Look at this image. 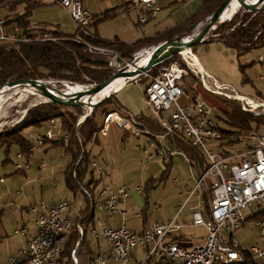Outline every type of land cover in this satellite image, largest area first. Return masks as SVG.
I'll use <instances>...</instances> for the list:
<instances>
[{
	"label": "built area",
	"instance_id": "1",
	"mask_svg": "<svg viewBox=\"0 0 264 264\" xmlns=\"http://www.w3.org/2000/svg\"><path fill=\"white\" fill-rule=\"evenodd\" d=\"M52 2L58 3L67 10L70 20L76 26L75 32L78 34L76 39L83 43L85 51L96 56H102L112 72L129 71L127 69L133 72L138 69H133L130 63L125 62L115 50L96 46L90 41L81 39V35H87V27L93 22V14L89 9L81 6L80 0H53ZM127 5L137 13L139 21L144 22L147 19L146 16L155 15L158 10L156 0H135ZM48 38L47 35L43 34L41 40ZM6 39L17 40L0 30V40ZM152 50L149 53V50L144 53L151 55ZM160 62L154 61L150 69L140 70L137 76L147 78V82L144 83L143 98L152 111L154 115L152 116L163 129V134L159 136L164 138L169 133L184 136L195 149L201 150L205 162L208 163V168L204 173H201L194 189L205 186L210 175L216 177L214 181L209 180L207 187L211 191V199L209 200L210 220L204 219L200 214L201 212L191 214L192 226H203L206 229V238L202 243L189 247H183L176 243L173 237L181 231L182 227L176 217L155 223L142 232H130L121 226L118 229H102L99 233L96 232V227H93L88 230L91 237L105 239L109 245L108 256L104 257L99 254L94 256L95 264H131L128 257L138 247L144 248L146 255L142 261L134 264H264V248L253 246L247 250L231 240L232 233L241 225H246L249 222V219H246L241 213L242 210L254 204L257 207H264V133L249 132L246 137H240L239 142L233 146L224 145L220 147L224 140L221 141L222 135L216 129V123L210 118L212 113L210 105L200 101V99L188 105H179L180 95L183 94L184 90L178 82L185 74L187 75L188 70L184 66L172 62L164 67H159L158 63L160 64ZM185 62L188 64V69L192 73L195 72L191 69L193 63L190 64L187 60ZM124 64H126L125 67ZM143 64L145 65V63ZM153 67H155V73L151 71ZM262 67V73L257 79L260 81H264V65ZM197 70L199 71V69ZM48 82L44 83L47 84ZM66 84L68 83L66 82ZM88 85L91 84L84 86L85 89ZM216 89V93L224 95L228 99H239L240 102L244 103L243 107L245 108L264 107V102L258 103L253 98L246 99L240 95L234 96L232 92L226 91L225 86L220 88L216 86ZM168 111L167 119H162L160 112ZM110 124L117 125L124 131L133 132L134 135L138 134L131 125V120L121 117L117 112L107 113L101 131H104L105 126ZM48 127L50 129L44 138L41 136L36 138L37 144H41L42 139L48 140L50 138L52 140L54 137L56 138L57 134L53 131L54 129L57 130L54 120H49ZM231 140L235 141V138L233 137ZM152 145L153 143H150V146ZM35 147V144L30 146L29 152L34 151ZM144 151L147 152L150 159L148 151ZM162 153L165 155V159H169L179 152L169 149ZM21 155L20 153L15 155L17 161L13 167L17 171H24L30 166L29 161H23ZM96 163L93 161L91 166L96 169L97 173L101 174L102 170ZM129 193V188L126 186H121L115 192L109 191V188L104 186L100 190L99 196L106 195L105 199H94L91 206L111 214L117 213L119 211L118 203L124 202ZM68 209H70V203L67 201L56 203L50 207L41 201L32 206L31 211L35 214L36 219L34 221L37 230L33 236H29L27 244L20 250L18 249L13 257L6 259L4 264L22 262L25 264H59L58 257L62 251L60 245L66 231L71 227L69 216L65 215ZM252 220L255 226L262 229L264 239V218L257 219L252 215ZM97 223L99 226L101 225L98 219ZM78 230L80 233L82 228L79 226ZM16 231L18 233L23 232ZM224 234H229L227 239Z\"/></svg>",
	"mask_w": 264,
	"mask_h": 264
},
{
	"label": "trees",
	"instance_id": "2",
	"mask_svg": "<svg viewBox=\"0 0 264 264\" xmlns=\"http://www.w3.org/2000/svg\"><path fill=\"white\" fill-rule=\"evenodd\" d=\"M21 1L24 2L21 12L14 10L19 0H6L4 2L5 9L8 12L5 15L3 24L12 28L13 34L11 36H14L17 40L0 41V86L6 85L9 81L25 78L27 80L47 81L53 79L66 81L70 84L80 83V85H85L92 83L96 85L113 76L114 72L108 67L107 61L102 56H96L84 50L83 43L76 39L78 35L76 32H73L72 35H65L60 31L50 32V34L46 32L50 37L41 40L40 35L43 32L45 33L48 27L28 22L33 8L40 6V4L32 1ZM224 1L201 0L200 8L174 27L166 28L162 33L156 32L151 37H140L134 42H123L118 37L106 40L96 32L88 33L87 31V35H81V39L90 41L96 46L113 49L120 56L130 58L143 46L149 47L165 42L170 38L185 35L200 22L208 20ZM241 10L234 13L230 21L218 24L212 32L213 37L203 41V44L208 41L222 42L225 47L233 48L238 57L245 55L246 52H253L264 47L263 8L259 9L257 13L246 11L241 14ZM116 15H118L117 8H112L98 16H93V22L90 25L97 26L98 23L110 20ZM51 35L57 40L53 41ZM193 49H195L194 46ZM171 59L166 60L163 65L168 64ZM250 64L239 63L237 66L242 75L243 83H246L249 79L248 76H245V73L246 66ZM188 76L193 78L194 75ZM188 87V89L192 88L191 85H188ZM184 89L187 88L184 87ZM31 105L33 106L26 107V112H24L18 123L4 129L3 132L0 131V148L4 150V163H11L12 160L9 158L8 153L12 146H16L17 153L24 156L33 144L22 134L24 127L36 128L43 124L48 125L51 119L58 123L62 134L59 138L51 141L55 147L63 150L62 154L68 156V162L64 165L63 181L74 195H81L86 203V209H83L84 217L75 219L67 233V240L62 244L63 249L59 260L60 263L64 261L65 264H68L71 261L74 244L78 239H80V243L83 242L87 234V226L92 222L93 212L89 211V205L92 204L93 191L99 180L95 178V171L90 165L94 160L91 150L94 145L99 144L97 138L101 134L104 117L107 113L121 110V105L117 99L113 98V95L103 98L99 104L93 105L88 114L84 112L85 110L80 103L67 106L56 104L53 101L35 100ZM111 106L113 107L111 108ZM225 107L227 110H223L225 119H222V121L232 129L227 130L216 125V129L222 135L221 141L224 140L223 144L225 146L228 147L233 144L234 141L231 140L233 137L238 138L240 135L243 136L249 132L264 133V114L256 116L252 112H245L240 107L239 102L235 100L225 102ZM134 117L139 122L137 124L139 129H148L153 134L163 132L160 124L149 117L147 118L145 115H141V118L140 115ZM79 118H83V120L78 122ZM166 138H171L178 150H183L191 160L197 162L198 176L206 171L208 163L205 162L201 150L195 149L187 138L174 133H169ZM210 199L211 191L207 188L203 202L208 220H210ZM255 217L264 218V211L256 213ZM79 225L82 226V235L80 236L77 233ZM173 240L178 241L179 244L182 242V239L178 236L173 237Z\"/></svg>",
	"mask_w": 264,
	"mask_h": 264
},
{
	"label": "crops",
	"instance_id": "3",
	"mask_svg": "<svg viewBox=\"0 0 264 264\" xmlns=\"http://www.w3.org/2000/svg\"><path fill=\"white\" fill-rule=\"evenodd\" d=\"M5 1L6 0H0V20H4L5 15L8 12L5 9ZM25 1L37 2L40 4V6L33 8L28 20L29 23L42 26L49 25L54 30L60 31L65 35H72L76 30L75 23L70 20L67 10L61 7L58 3H53V0ZM133 1L135 0H117L116 3L120 4V6L116 4L112 7L117 8L118 15L115 17L120 15V10L135 14L127 5V3H132ZM80 2L82 4L81 6L89 9L93 16H98L105 12L96 13L100 9L97 5V0H80ZM156 4H158L157 6L159 7L161 6V4L158 3V0H156ZM21 5L24 7V2L19 0L16 7H14V10ZM157 16V13L156 15L148 16L147 22L151 21L152 18L156 19ZM113 18L114 17L111 19ZM138 24H135V26H138ZM97 26H88L90 30L87 32H96L100 37L105 38L97 32ZM155 27V25H152L145 30L149 35L145 36V34H139L138 32V35H133L129 39L120 40L123 42H134L140 37H151V35H153L152 29ZM93 28L94 30L91 31ZM114 37H118V35L115 34L113 38ZM105 39L108 40L107 38ZM194 57L196 58V56ZM114 97L117 98L125 110H129L127 112L134 116L145 109L144 100L138 98V88L131 83H127V85L119 89ZM133 127L138 133L137 135H134V133L130 131H123L121 127L117 125L105 126V130L102 131L97 138L99 139L101 150L94 156V158H96V164L102 170V173L99 176H96L95 173V178L99 180V182L96 184L95 190L93 191L94 195L91 203H93L94 199H105L106 195L103 197L99 196L100 190H102L104 186H107L111 192H115L121 186H126L129 188L130 193L124 202L122 201L118 203L119 211L115 214L102 211V215L106 214L110 219H112L113 216L116 218L115 223H112V225L108 227L111 229H117L120 226H124L128 231L142 232V230H145L155 223L176 217L177 221L182 224L181 231L176 234L178 238L182 239V242L180 243L185 245L184 247L202 243L206 238V229L203 226H192L191 215L192 213L201 212L200 214L204 219L208 220L205 215V205L203 202V200H205V190H203V188H197L195 191L194 189L197 184L194 183V180L199 178L197 174V162L191 160L183 150H178L175 142L171 138L167 139L166 137H160L159 135L161 132L153 136L152 134H148L146 130L139 129L138 126L133 125ZM49 129L50 128L47 125L45 131L48 132ZM39 134L41 133H38L35 139ZM130 136L135 138L137 142L131 141L129 146H127ZM34 141L30 142L33 143ZM43 142V144H36L34 151L29 152L28 150V152L24 154L23 161H29L30 164V166L24 171H17L14 169L13 161H11V163H4V150L0 148V264H4L6 259L14 256L19 248L26 245L28 235H32L36 232V224L34 221L35 216L31 212V207L39 204V202H44L46 206H52L56 203L58 204L65 201L69 202L71 208L66 211L65 215L69 214L71 216V214L75 212L73 215L74 217L71 218L69 216L72 224L75 222V219H82L84 217L83 209H86L84 199L79 194L74 195L65 185V181H63L64 165L68 162V156L62 154L63 150L55 147L51 140H44ZM150 143H153V145L150 146ZM133 147H136V149ZM51 149L59 150L60 152L58 154H55L54 152L48 153ZM169 149H174L179 153L176 155L174 154L169 157V159H165V155L162 152ZM144 150L148 151L150 159L148 158L147 152ZM16 154L17 153H15V155ZM47 154L50 155L51 158L48 165L45 164L44 160V158L47 157ZM63 158L67 159L64 164L61 162ZM143 158L163 170V175L170 174L175 167L176 170H180L184 164L189 169V174L187 175L188 178L185 179L184 176L180 175L181 182H179V186H176L173 182H167V180L163 182L161 180L162 177L160 180H156L152 177L149 179L146 178L145 180L144 175L143 178L145 181L143 187L140 184H133L131 186L126 180L129 176L134 175L136 170L142 168L141 162L143 161ZM174 181H176V178ZM195 182H197V180ZM136 199H150L155 200L154 202L159 200L164 204L172 202L173 206L170 208L172 210L171 214L166 215L167 212L164 211V214H162L163 217L159 222H148L146 219H143V212L139 214H137V212L135 213L136 210L133 208V205H135L134 207L137 210H142L141 208H138L139 206L136 204ZM138 204L141 205L140 202ZM89 206V211L93 212V216L92 222L87 226V230H90L94 223V212L96 210L91 204ZM133 212L136 214L135 216L137 218L141 217V220L136 221V219L131 218L130 216L133 215ZM101 216L96 218L100 219ZM79 226L82 228L81 225ZM16 230L23 232L18 233ZM175 242L178 243L176 240ZM79 243L80 239L74 244L75 248L70 261L71 264H95L94 256L97 254L103 255L104 257L108 256L109 248L108 245H106V241L103 239L101 241L98 238L93 239L92 248L90 245L91 242L87 239L86 234L83 242L78 245ZM76 252L77 255H75ZM144 255H146V250L138 247L133 250L128 258H130V263L134 264L138 261H142L145 258ZM60 264L65 263L62 261Z\"/></svg>",
	"mask_w": 264,
	"mask_h": 264
},
{
	"label": "rangeland",
	"instance_id": "4",
	"mask_svg": "<svg viewBox=\"0 0 264 264\" xmlns=\"http://www.w3.org/2000/svg\"><path fill=\"white\" fill-rule=\"evenodd\" d=\"M177 1H181V0H158V3L161 4L160 7L158 6V8H159V10H157L158 12L156 11L158 16L156 17V19L152 18L151 21H149V22H147V19H148L147 16H146L147 19L145 20V22L139 21V19L137 18L136 12H134L135 14H133V13H128L126 11L120 10V15L118 17H114L113 19L107 20V21L104 20L101 23H99L97 26V32H99L102 36H104L108 40H112V38L115 34L118 35V39L124 40V39H129L133 35H138V32H139V34H145V36L149 35V34H147V32L145 30L148 29L149 27H151L152 25H155L156 27L154 29H152V34H154V32L155 33L156 32L162 33L164 31V29L172 28L175 25H177V23L181 22L182 20H185L187 18V16L190 15V13L196 11L200 7V3H199L200 0H184L181 2H177ZM244 1H246L247 3H250V4H253L256 2L253 0H244ZM258 1H259V8H256L255 10H250L249 8L243 7V8H239L238 11L243 9V10H241L242 11L241 14H243V12H246V11L257 13V11H259V9L263 8V10H264V2L260 1V0H258ZM116 2H117V0H97V3H98L97 5L99 6L100 9L96 13L98 14V12H103V11L111 9L112 7H114V5L117 4ZM230 2H231L230 6H234L237 3L236 0H231ZM117 5L120 6V4H117ZM22 6L23 5L17 7V9H16L17 12L18 11L21 12ZM233 14H232V16H233ZM232 16H231V18H232ZM230 19L221 20V17L218 18L217 21L215 22V24L211 27V29H209V31L205 34L204 41L209 39V37H213L212 32H213V30H215V27H217L218 24H220L222 22L226 23V22L230 21ZM0 21H1L0 30L2 32L3 31L6 32V34L9 35V37L15 38L14 36H11L13 34L12 28L4 26V24H3L4 20H0ZM209 21H210V18L208 20H204L203 22H200L198 25L193 27L191 29V31H189L185 35L182 34V35H179L178 38H172V39L170 38L168 40H171V41L182 40L184 43H191V41H194L196 38H198V36L200 35V33L203 30L202 28H204V26ZM138 23H140V24H138ZM90 24H92V23H90ZM135 24H138V26L136 25L137 26L136 27ZM45 26H47L48 28H47V31H45V33L43 32L40 35L41 38H43V34L47 35V33L50 34V32L51 33L52 32H58L57 30H54L53 28H51L49 25H45ZM88 30H90V29L87 27V31ZM93 30H94V28L91 31H93ZM47 36L50 37V35H47ZM52 39H53V41L57 40V39L53 38V36H52ZM6 40H10V39H6ZM6 40H0V41H6ZM168 40H165V41H168ZM161 43H163V42H161ZM161 43H159V44L157 43L156 45H152L149 47L143 46L137 52H135L133 54V56H131L130 58H124L122 56H121V58L124 59L125 62L130 63V65H131V63H132V65H134V63H136L135 61H138L141 56H147L148 55V54L146 55L144 52L149 50L148 51V53H149L152 50V48L161 45ZM194 48L195 49H193V46H192V48L189 49L191 55L196 56L197 60L194 56H193V58L198 62L196 66L193 64L194 66H192V68H191L192 70H195V72H193V73L188 69V67H187L188 64L185 62V60H187V62H189L190 64H192L193 61L189 57H188V59L184 60L185 57L182 56L181 49L176 54H174L172 56L169 55L166 58H162V57H158V55H157L154 57L155 58L154 60L151 59V61H153V62L154 61H157V62L161 61L160 64L158 63V66L162 67V66H164L163 63L166 62V60L172 58L169 61V63L166 65H169L171 62L177 63V64L184 66L186 68V70H188L187 75L185 74L182 77L183 79H181L178 82L179 86L181 85V86L187 88L186 89L187 91L184 89V93L181 94V97L179 100V105H184V104L188 105L194 100V98H200V100L202 102L209 104L210 107L212 108V113L210 116L212 121L215 122L218 127H220V128L222 127V128L227 129V130L232 129V128L228 127L224 121H222V119H225V114H224L223 110H225V111L227 110V108L225 107V102H227V101H234L235 100V101L239 102L240 107L242 108L243 111L252 112L256 116L264 114V107L263 106H260L259 108H256V109L250 108V107L245 108V107H243L244 103L240 102L239 99H237V98L228 99V98H226V96L221 95V94L219 95L218 93H216V91H217L216 86L219 88L225 86L226 91L232 92V94H234V96L240 95V96L245 97L246 99L253 98V100L258 102V103L264 102V81L257 80L259 75L262 73V70H263L262 65H264V47H261L258 50L253 51V52H251V51L246 52L245 55H243L241 57H238L237 54H235L236 51L233 48L230 49V48L225 47V45L222 42L208 41V42H205L203 44V41H202L199 44L198 43L195 44ZM139 52H141L140 53L141 55L139 54L138 56H135L136 53H139ZM158 58H160V59H158ZM239 63L240 64L251 63L250 65L246 66L247 69H246L245 76H248V78H249L248 80L246 79L247 80L246 83H243L242 75L239 71V68H237ZM123 66L125 67L126 64H124ZM198 66H200V69H199L200 73L197 70ZM127 70L130 71V69H127ZM118 71L123 72L122 70H118ZM151 71H152V73H155L156 72L155 67H153V69H151ZM113 72L115 73L117 71H113ZM133 72L135 73L134 78L133 77L131 78L130 76L129 77L128 76L127 77L121 76V77L124 79L126 78V82H124L123 85L125 86V85H127V83H131L133 86L137 87L138 88V98H140V100H144L145 109H143V111H141V113H139L137 115L138 116L140 115V118H141V115H145V116H147V118L149 117L151 120H153L154 122L157 123V120L154 119V117H153L154 115L152 114V111H150L149 106H147V103L145 102V98H143V95H144L143 88H144V83L147 82V78L145 76L138 77L137 76L138 73L136 72V70ZM138 72H140V71H138ZM188 75H191V76L194 75V76H193V78H191ZM47 81H49L47 86L52 91L54 90L55 93L66 94V96H69V97L71 96V94H73L70 91V88L74 87L75 85H78L79 88H81V90L84 91V90H86L85 89L86 87H84V86L89 84V83H87L85 85H80V83H74V84L68 83V84H66V82H62L61 80L57 81V80H53V79L47 80ZM47 81H44V82H47ZM90 84L93 85L92 83H90ZM188 85L189 86L191 85L192 88L188 89L189 88ZM118 90L119 89H116V90H114V92L113 91L110 92L108 96L103 95L101 98L97 99L98 101L96 103H94L90 99H88L93 94L87 95L85 103L80 98L78 99V101L83 106V109L85 110L84 112L88 114V112L93 108L92 106L99 104L103 98H108L112 95H113V98H115L114 97L115 93ZM45 99L46 98L43 97V95L40 93L39 90H37L35 88L34 89L29 88V87H27V85H24V84L14 85L13 87L9 88L7 92L2 93V95H0V131L3 132L4 129H7L10 126L18 123L22 119V115L24 114V112H26V107L33 106V105H31L33 101H35V100L45 101ZM61 99H66V98H61ZM87 99H88V101H87ZM115 99H117V98H115ZM112 107L113 106H111V108ZM120 108H121V110L117 111V113L119 115H121V117H123L127 120L128 119L131 120V123H132L131 125L138 126L137 124L139 122H137L136 117H134L133 114H130L129 112H127L129 110H125L123 106H121ZM168 113H169V111L168 112H162V113L160 112V117L162 119H167ZM82 120H83V118H79L78 122H80ZM54 122H55V120H54ZM103 123H104V119H103ZM115 123H111V124H115ZM55 124H56L57 130H55V129L54 130L52 129V130L55 132V134H57L56 138H59L61 136L62 132L58 126V123L55 122ZM110 125H106V126H110ZM46 126H47L46 124L40 125L36 128L26 126L23 128L22 134L25 137H27L28 140H30V141H34V139L38 133H41L38 136H41L42 138H44V136L46 134V131H45ZM48 126H49V123H48ZM102 128H103V126H102ZM144 130H146V132L148 134H152L153 136L155 134L156 135L159 134V132L153 134L152 132L148 131V129H144ZM101 133H102V131H101ZM161 134H163V132ZM247 135L248 134L243 135V136L240 135L238 138L235 137V141L233 142V144L231 146H233L236 142H239L240 137L244 138ZM56 138L54 137L53 139H56ZM44 140H46V139H42L41 144L44 143L43 142ZM49 140H51V139L49 138L47 141H49ZM35 141H36V139H35ZM131 141L137 142V140L135 138L130 136L129 140L127 142V146H129ZM34 142H33V144H34ZM36 144H37V142H35V145ZM104 146H105V144H104ZM222 146H224L223 143L220 147H222ZM133 148L136 149V147H133ZM100 150H101L100 144L97 146L94 145L92 147L91 153H93L95 156L98 154V152ZM50 152H54L55 154H58L60 151L55 150V149H51L48 153H50ZM15 153H17L16 146H12L10 148V152L8 153V156L14 163H15V161H17L16 156H14ZM23 159H24V156H23ZM50 159H51L50 155L47 154V157L44 158L45 164L48 165L50 162ZM66 160H67L66 158H63V160H61V162L64 164L66 162ZM93 161L97 162L96 158H94ZM141 164H142V168L136 170L134 172V175L129 176L127 178L126 181H127V183H129V185L132 186L133 184H136V185L140 184L143 187L144 181L146 180V178L149 179L150 177H152L156 180H160V178L162 177L161 180L163 182L167 180V182H173V184H175L176 186H179V184H180L179 182H181L180 175L184 176L185 179L188 178L187 175L189 174V169L184 164L180 168V170H178V169L176 170V167L173 168L172 172L168 175L167 174L163 175V170L159 169V167L156 166L155 164L149 163L144 158H143V161L141 162ZM90 165H91V163H90ZM92 168L94 169L96 176L101 175V174L96 172V169L93 166H92ZM144 175H145V180L143 178ZM175 178H176L177 182L174 181ZM210 179L214 181V180H216V177L210 175L206 181L207 184L205 186H201V187L199 186L197 188H203V190H206L208 187ZM196 180H198V179L194 180L195 184L197 183V182H195ZM196 190L197 189H195V191ZM68 200H70V199H68ZM154 201L155 200H150V199H145V200H143V199L137 200L136 199V204L139 206L138 208H141L142 210H137L134 207L135 205H133V208L136 210L135 213L137 212V214H139V213L143 212V215H142L143 219H146L148 222L149 221L150 222H159V220H161V218L163 217L162 214H164V211L167 212L166 215L171 214L172 210L170 208L173 206L172 202H168L167 204H164V203H161L159 200L156 202H154ZM139 202L141 205L138 204ZM164 205H166V206H164ZM261 211H264V207H257L255 204L251 205L249 208H247L245 210H242L241 213L244 215V217L246 219H249V222L246 225H241L239 227V229L235 230L232 233V239L231 240L235 241L241 247H243L244 249H247V250L253 246H257L258 248H264V239H263L262 229L258 228V226H255L253 223V220L251 221L252 215H254V217H255V214L258 212H261ZM98 212H100V213H98ZM74 213L75 212H73L71 214V216L68 214V216H70L72 218V217H74L73 216ZM135 213L133 212L132 213L133 215L130 217L136 219V221L141 220V217L137 218L135 216L136 215ZM94 214H95V216H94L95 220H94V223L91 226V228L96 227V232H99V233H100V230H102V229L110 228L108 226L112 225V223H115V221H116L115 216H113L112 219H110V217H107L108 215H106V214L102 215L103 212L100 210H97V208H96ZM34 216H35V214H34ZM99 216H101L100 219H98L100 221V224H101L100 226L98 225L97 218H96ZM255 218H257V217H255ZM257 219H261V218H257ZM71 226H72V221H71ZM78 228H79V226H78ZM36 230H37V228H36ZM69 230H70V228H69ZM69 230L66 231V233H65L66 235L63 239L62 244H64V242L67 240V236H68L67 233ZM78 231H77V233H79ZM30 235H28V238ZM80 235H82L81 232L79 233V236ZM32 236H33V234H32ZM228 236H229V234H224V237L226 239L228 238ZM87 239L91 242L90 245L92 246L93 239H96V238H94V237L92 238L89 231L87 230ZM101 240H102V238H100V241ZM103 240H105V239H103ZM105 241H106V245H107V240H105ZM62 244L60 245L61 247H62ZM92 248H93V246H92ZM108 248H109V245H108ZM62 249H63V247H62ZM19 250H20V248H19ZM61 253H62V251H61ZM72 255H73V252H72ZM72 255H71V259H72ZM75 255H77V252L75 253ZM60 256H61V254H60ZM58 260H59V257H58ZM22 263H19V264H22ZM59 264H60V260H59ZM68 264H71V263H68Z\"/></svg>",
	"mask_w": 264,
	"mask_h": 264
},
{
	"label": "water",
	"instance_id": "5",
	"mask_svg": "<svg viewBox=\"0 0 264 264\" xmlns=\"http://www.w3.org/2000/svg\"><path fill=\"white\" fill-rule=\"evenodd\" d=\"M238 1L240 8H249L250 10H255L256 8H259V1H256L253 4L247 3L246 1H242V0H236ZM230 5V0H225L215 11L214 14H212L210 16V21L204 26V28H202V32L200 33V35L198 36V38H196L194 41H191V43H184L182 40H178V41H165L163 43H161V45L156 46L153 50L152 53L150 55V58L152 60H154L155 56L158 55V57H162V58H166L169 55H174L176 54L180 49L182 48H188L191 49L192 46H194L195 44H199L200 42L204 41V37L205 34L209 31V29H211V27L215 24V22L217 21L218 18H220L222 15V13H224V11L229 7ZM153 61L150 60V62L145 66L141 67L140 70H146L149 69L152 65ZM139 70V71H140ZM138 73V72H137ZM134 76L135 73L132 71H126V72H115L113 73V76H111L108 80H104L103 82H100V84H96V85H88L87 89L82 91V92H75L74 94H72L70 97L67 96L68 98L66 99H59L57 97L54 96L53 92L50 90V88H48V83H44L41 82L39 79H34V80H27L25 79H21V80H17V81H9L7 82L9 85H21V84H27L30 85V87H32L33 89H37L40 91V93L43 95L44 98H46L45 100L48 101H53L56 104H63V105H67V106H74L75 104H79L80 102L78 101V99H82L83 97L89 95V94H96L97 92L101 91L103 88H105L108 84H110L111 82H113V79L116 77H129V76ZM4 85L0 86L3 87Z\"/></svg>",
	"mask_w": 264,
	"mask_h": 264
},
{
	"label": "bare ground",
	"instance_id": "6",
	"mask_svg": "<svg viewBox=\"0 0 264 264\" xmlns=\"http://www.w3.org/2000/svg\"><path fill=\"white\" fill-rule=\"evenodd\" d=\"M231 1V0H230ZM253 1H258V0H253ZM260 1H263L264 2V0H260ZM231 3V2H230ZM239 8H240V5H239V3H238V1H237V3L234 5V6H230L229 5V7L224 11V13H222L221 15V20H226V19H230L231 18V16H232V14L233 13H236V12H238V10H239ZM137 54V53H136ZM181 54H182V56H184L185 57V59H188V57L189 58H191L192 59V63L196 66L197 65V61L193 58V56L191 55V53H190V50L188 49V48H182L181 49ZM158 59H160V58H158ZM150 60H151V58H150V55H147V56H141L140 57V59L138 60V61H135L136 63H134V65H132V63H131V67L133 68V69H136V68H138L137 70H136V72H138L139 70H140V68L141 67H143L144 66V64L143 63H145V65H147L149 62H150ZM189 63V62H188ZM193 65V66H194ZM164 66H166V65H164ZM164 66H162V67H164ZM150 69V68H149ZM198 69H200V66H198ZM147 70V69H146ZM131 78L133 77L134 78V76L132 75V76H130ZM136 77V76H135ZM122 77H117V78H115V79H113V82H111L110 84H108L105 88H103V90H101V91H99V92H97L95 95H92L91 97H89L88 99H90L92 102H94V103H96L98 100L97 99H99V98H101L103 95H106V96H108L109 95V93L110 92H114V90H116V89H121L124 85H123V83L124 82H126V78L124 79V78H122ZM130 78V79H131ZM182 79V78H181ZM180 79V80H181ZM24 85H27V84H24ZM181 86V85H180ZM11 87H13V85H9L8 83L6 84V85H4L3 87H1L0 88V95H2V93H5V92H7L8 91V89L9 88H11ZM27 87H29V88H32V87H30V85H27ZM182 88H183V90H184V87L183 86H181ZM54 89V88H53ZM51 90V89H50ZM52 91V90H51ZM70 91L74 94L75 92H82L83 90H81V88H79V86L78 85H75L74 87H72V88H70ZM53 92V94H54V96L55 97H57V98H59V99H61V98H67V96H66V94H63V93H55L54 92V90L52 91ZM184 93V92H183ZM105 96V97H106ZM181 96V95H180ZM86 98H87V96H85V97H83L81 100H83V102L85 103L86 102ZM29 99V98H28ZM88 99H87V101H88ZM198 99H200V98H194V100L192 101V102H194L195 100H198ZM201 101V100H200ZM191 102V103H192ZM4 104V103H3ZM89 108V107H88ZM2 116V115H1Z\"/></svg>",
	"mask_w": 264,
	"mask_h": 264
}]
</instances>
